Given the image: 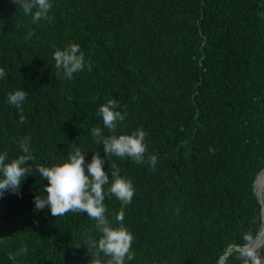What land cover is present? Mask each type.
I'll return each instance as SVG.
<instances>
[{"label":"trees","instance_id":"1","mask_svg":"<svg viewBox=\"0 0 264 264\" xmlns=\"http://www.w3.org/2000/svg\"><path fill=\"white\" fill-rule=\"evenodd\" d=\"M51 3V20L33 23L14 0H0V154L22 155L19 140L29 136L26 166L60 165L76 148L87 164L93 151L105 156L92 128L105 137L142 129L155 170L116 156L103 165L110 183L115 165L134 187L123 209L134 254L125 264H219L228 250L222 264H242L243 236L262 232L253 185L264 169V0ZM70 43L86 67L56 78L53 53ZM19 89L28 92L21 109L7 100ZM109 99L125 114L114 132L98 111ZM47 183L34 169L19 195L0 196V264H106L91 243L102 235L95 220L35 209ZM104 204L119 227L121 202L109 195Z\"/></svg>","mask_w":264,"mask_h":264},{"label":"clouds","instance_id":"2","mask_svg":"<svg viewBox=\"0 0 264 264\" xmlns=\"http://www.w3.org/2000/svg\"><path fill=\"white\" fill-rule=\"evenodd\" d=\"M21 7L25 15H31L32 22L40 20H51L49 12L52 8L51 0H14ZM35 34L34 29L28 31V38ZM55 67L57 69L56 78L60 77L61 70L66 79H73V75L85 69V57L80 50V46L70 43L64 49L57 48L53 53ZM88 71H91V63L87 64ZM4 68L0 67V79L5 77ZM28 92L24 89L15 90L8 94V103L21 109L26 100ZM118 101L109 99L99 107V115L105 128L114 132L118 122H123L125 114L117 110ZM26 118L22 110L20 112L19 123L24 124ZM91 135L97 145H103L104 158L100 156L98 150L93 151L91 161L86 164L85 152L76 148L74 152L67 154V160L56 166H38L32 168L26 166L34 159L31 150V138L22 137L19 140V147L22 155L8 160L7 153L0 154V196L7 191L19 195L21 183L27 174L38 172L48 183L44 191L46 198L39 195L34 197L35 209L37 211L47 207L53 217H62L69 212L84 213L89 218L96 221V228L102 234L97 241H91L99 252L110 257L106 264H125V259H134L131 251L133 235L123 226L124 206L131 204L134 196V187L131 180L122 177L119 169L113 165L111 172V183L109 173L103 168L105 158L116 156L121 159L130 158L134 163L147 162L155 170L157 156L150 155L145 161L147 147L145 144L146 132L137 129L127 135H112L105 137L100 127L91 129ZM214 153V149H209ZM110 186L105 190V185ZM115 196L121 202V210L116 214L115 220L120 225L113 227L106 218V196ZM245 243L240 247V257L242 264H264V256L261 249L264 244H254V237L251 234L243 236ZM27 248H21L17 253H9V259L15 261L21 253H26ZM97 264H100L97 261Z\"/></svg>","mask_w":264,"mask_h":264},{"label":"bare ground","instance_id":"3","mask_svg":"<svg viewBox=\"0 0 264 264\" xmlns=\"http://www.w3.org/2000/svg\"><path fill=\"white\" fill-rule=\"evenodd\" d=\"M263 173H264V171L257 177L258 180H260L259 178H261L260 176H262ZM258 180H257V182L255 181L257 183V185L255 184L256 185V192L255 193L258 196V199L260 200V203H261L262 232H261L259 238L257 239V241L255 239L256 242L254 241V244H258V243L263 244L264 243V196L262 195V188H263V182H264V175L262 176L260 182H258ZM255 185H254V189H255Z\"/></svg>","mask_w":264,"mask_h":264},{"label":"water","instance_id":"4","mask_svg":"<svg viewBox=\"0 0 264 264\" xmlns=\"http://www.w3.org/2000/svg\"><path fill=\"white\" fill-rule=\"evenodd\" d=\"M264 170V169H263ZM262 170V171H263ZM261 171V172H262ZM260 172V173H261ZM259 173V174H260ZM258 174V175H259ZM258 175H257V177H258ZM257 177H256V179H257ZM256 179H255V181H256ZM254 185H255V182H254ZM254 185H253V189H254ZM254 193H255V189H254ZM255 195H256V193H255ZM262 195L264 196V182H263V188H262ZM256 197H257V199H258V196L256 195ZM258 202H259V204H260V218H261V203H260V200L258 199ZM258 235V234H257ZM257 235H256V237H257ZM256 237L254 238V241H255V239H256ZM237 249V248H236ZM228 254H229V250L225 253V255L221 258V260H220V262H219V264H222L223 262H224V260H225V258L228 256Z\"/></svg>","mask_w":264,"mask_h":264}]
</instances>
